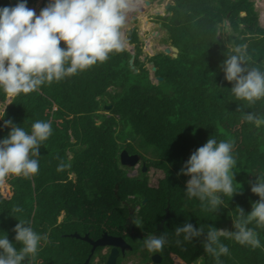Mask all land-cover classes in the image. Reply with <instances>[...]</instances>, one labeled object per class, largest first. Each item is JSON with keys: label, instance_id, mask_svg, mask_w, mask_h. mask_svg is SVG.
<instances>
[{"label": "trees", "instance_id": "obj_1", "mask_svg": "<svg viewBox=\"0 0 264 264\" xmlns=\"http://www.w3.org/2000/svg\"><path fill=\"white\" fill-rule=\"evenodd\" d=\"M182 1L185 4L180 14ZM36 2L27 0V6ZM47 2L41 0L38 9ZM16 3L0 0V7ZM168 7L172 15L164 24L170 31L179 30L171 35L172 45L181 50L176 58L161 51L140 59L143 42L132 28L127 36L134 46L133 67L129 50L114 53L103 64L45 84L36 92L11 97L5 106L0 139L11 130L3 128L7 119L29 132L37 120L50 121L52 126V135L40 147L38 173L31 178L10 176L0 182V237L7 234L19 249L13 228L22 219L30 221L38 234L48 236L38 245L35 259L29 258L26 264H67L90 244L82 237L85 233L94 239L104 231L122 233L126 212L122 207L156 213L157 217L151 218L153 224L145 227L149 234L155 231L158 219L169 213L156 233L166 235L168 243L154 254L160 260L152 258L153 264H192L200 258L201 264H264V228L255 224L249 226L257 231L260 248L242 246L222 236L220 242L228 246L229 253L218 261L203 248L209 227L234 231L229 222H233L236 208L242 207L247 214L259 200L251 192L250 181L264 177V126L257 128L242 121V112L236 111L244 105L245 112L264 116V99L248 107L231 94L232 84L220 69L229 51L225 41L216 37L217 26L223 27L224 20L230 22L237 34L231 33L228 40L234 45L246 44L250 66L264 70L262 21L252 0H175V5ZM192 19L195 31L202 35L187 40L188 35L180 30ZM144 61L152 62L160 80L152 81L142 66ZM6 97L0 90V102ZM209 138L234 142V186L240 188L232 198H224V206L217 212L206 210L195 198L188 199L189 177L178 175L191 153ZM144 147L147 157L141 154ZM61 161L70 167L57 172ZM122 166L136 168L135 174L129 175ZM17 206L23 211L12 212ZM63 209L71 213L59 219ZM107 213L112 216L107 217ZM185 223L203 226L205 234L183 241V236L176 237L175 229ZM121 236L130 243L139 245L141 241L126 232ZM177 239L181 246H177Z\"/></svg>", "mask_w": 264, "mask_h": 264}, {"label": "clouds", "instance_id": "obj_2", "mask_svg": "<svg viewBox=\"0 0 264 264\" xmlns=\"http://www.w3.org/2000/svg\"><path fill=\"white\" fill-rule=\"evenodd\" d=\"M138 4L139 0H48L39 14L27 6V0L0 7V90L8 97L36 92L45 84L74 76L98 63L103 64L111 54L123 52L126 47L124 27ZM226 47L229 54L220 66L224 79L232 84L230 92L235 99L251 107L264 99V70L250 66L246 44ZM6 107L0 119L5 116ZM236 111L242 112V121L257 128L264 126V116L245 112L244 105H239ZM3 128L11 130L0 139V182L10 176H35L39 171L40 147L52 135L51 122L37 120L29 132L7 119ZM233 148L232 141L217 142L209 138L191 153L178 173L189 177L185 190L188 199L195 198L206 210L217 212L224 206L225 197L232 198L238 193L240 188L234 186L237 183L233 169L237 161ZM67 167L70 165L61 161L56 170L62 172ZM250 185L259 200L252 203L247 214L242 207L236 208L232 216L234 231L214 227L206 231L204 251L217 261L221 255L229 253L228 246L220 242L222 236L252 249L261 247L257 231L249 225L264 228V177H256ZM105 209L109 207L101 208ZM22 211L18 206L12 209L14 213ZM132 223L142 228V223L135 218ZM13 231L21 247L17 249L7 234L0 237V264H26L29 258L34 260L38 245L48 239L47 234L34 231L28 220H18ZM204 234L203 226L196 228L192 223L175 229L176 237L183 236V241L188 242ZM87 240L92 243L95 239L87 235ZM167 243L164 234H147L143 240L149 253L163 251ZM176 244L181 246L182 241L177 239Z\"/></svg>", "mask_w": 264, "mask_h": 264}, {"label": "rangeland", "instance_id": "obj_3", "mask_svg": "<svg viewBox=\"0 0 264 264\" xmlns=\"http://www.w3.org/2000/svg\"><path fill=\"white\" fill-rule=\"evenodd\" d=\"M140 1H142V0H139V4H138L139 7L134 12L130 13L128 16L129 20L127 19V22L125 25L124 36H125V41H126L125 50L133 51V50H130V48L134 49V46H132V45L128 46L129 41H128V36H127V30H128V28H134L136 34H138V39L140 40V42L141 41L143 42V44H142L143 54L140 56V59H143L146 56L149 57V56L153 55L155 53L154 49H157V46L165 49V47L169 44V42L172 41L171 35L178 34L179 30L175 29L173 31H170L166 28V26L164 24L166 22L165 18L172 15V11L169 9L168 5L174 6L175 0H149L150 2L148 1V4H146V5L141 3ZM252 1H253L254 8L258 12V17H260V19L262 21V25L264 27V0H252ZM40 3H41V0H37V2L34 5L30 6L29 8L34 9L37 12V14H39V11L41 10V9H38ZM184 4H185V2L182 1L181 7L178 9V12L180 14L182 13V11L184 9ZM195 29H197V26L192 19L190 24L180 31H183V32H185L186 35H188L187 40H193L195 38V36L202 35L201 31H195ZM219 30H220V35L217 33L218 35L216 34V37L223 39L227 45L233 46V44L228 40V37L231 33L236 35L237 32L235 31V29L233 28L231 23L228 22L227 20H225L224 26L223 27L219 26ZM177 48H178V52L181 51L179 49V47H177ZM158 51L161 53V51H164V50H158ZM177 56H178V53H177ZM170 57L176 58V57H173L172 55ZM142 63H143L142 66H144L145 68L148 69L149 76H151L152 81L157 82V78L155 77V73L151 69L153 66L151 64V62L150 61H144ZM136 69H138L137 66H135V70ZM10 98L11 97L7 96L3 102H0V115L2 114L4 107L10 102ZM107 108H108V106H107ZM101 112L106 113V114L110 113L107 110H102ZM143 153H141L142 156L147 157L148 156V149L144 147ZM122 167L126 173L128 172V174H131V175L134 174V171L136 169V168H131L128 166H122ZM149 173H150V170L148 171V174ZM71 176H73V174H71ZM105 208H108V207H105ZM61 216L59 218H61ZM106 216L110 217L111 214L107 213ZM229 223H228L229 226L232 227L233 222L230 221ZM218 229L229 230L226 227H222V228H218ZM142 234L143 233H140V235H142ZM104 235H105V232L101 236L104 237ZM132 235H135V234L132 232ZM143 240L139 242V246L141 245L142 250L146 253L147 250L143 246ZM104 243H106V242L104 241ZM144 256H145V254H144ZM64 257H67L66 253L64 254ZM201 259L202 258H200L197 261H194L192 264H201ZM147 260H148V258H145V262Z\"/></svg>", "mask_w": 264, "mask_h": 264}, {"label": "flooded vegetation", "instance_id": "obj_4", "mask_svg": "<svg viewBox=\"0 0 264 264\" xmlns=\"http://www.w3.org/2000/svg\"><path fill=\"white\" fill-rule=\"evenodd\" d=\"M78 207H70V209H77ZM84 208H97V207H84ZM121 208V207H120ZM126 209L123 226L124 230L122 233L113 234L105 232L104 237L100 236L96 237L95 240L90 243L89 245L83 246L81 252L70 258V261L67 264H153L152 255L156 254H149L144 256V251L142 250L141 245L139 246L136 242L130 243L125 236H121L124 232L129 234L133 238L140 239L142 241L143 238L147 234H149L145 227H150L153 222L151 218L157 217V214L149 209L140 213V207H122ZM130 208H134L129 210ZM166 208V207H165ZM164 208V209H165ZM149 210V211H148ZM71 213L70 210H66L62 213V217L66 214ZM167 213V216H166ZM163 217L159 218L156 222L155 231L151 234L158 235L157 227L162 219L168 217L169 213L166 212ZM117 216H121L122 213L116 214ZM112 216V214H111ZM61 217V218H62ZM133 218L140 221L142 223V228H138L135 224L132 223ZM161 219V220H160ZM159 222V223H158ZM132 232L135 235H132ZM140 233H143L140 235ZM87 234V233H85ZM88 235V234H87ZM94 239V238H92ZM104 241L106 243H104ZM139 247L137 249L134 246ZM113 254V263H109V256ZM158 255V254H157ZM145 258L148 260L145 262ZM160 260V258H158Z\"/></svg>", "mask_w": 264, "mask_h": 264}, {"label": "water", "instance_id": "obj_5", "mask_svg": "<svg viewBox=\"0 0 264 264\" xmlns=\"http://www.w3.org/2000/svg\"><path fill=\"white\" fill-rule=\"evenodd\" d=\"M143 4H148V0H143ZM167 49V51H171V55L173 56V57H176L177 56V53H178V48L175 46V45H170V46H167L164 50H166ZM133 58H134V52H131V57H130V59H129V64H130V66L131 67H133V64H132V62H133ZM151 64H152V62H151ZM153 65V64H152ZM152 71H155V66L153 65L152 66ZM136 71V70H135ZM156 78H157V80H160L161 79V77L160 76H155ZM166 216H167V213H166ZM163 221H164V219H162L161 221H160V223L158 224V229H160L161 227H162V224H163ZM83 238H86L87 239V235H85V236H83ZM90 238H88V240H89ZM155 261H157L158 260V258H159V256L158 255H154L153 257H152ZM109 263H113V254H111L110 256H109Z\"/></svg>", "mask_w": 264, "mask_h": 264}, {"label": "crops", "instance_id": "obj_6", "mask_svg": "<svg viewBox=\"0 0 264 264\" xmlns=\"http://www.w3.org/2000/svg\"><path fill=\"white\" fill-rule=\"evenodd\" d=\"M143 1V0H142ZM142 1H140L141 3H143ZM149 1V0H148ZM150 2V1H149ZM138 7H139V5H138ZM137 7V8H138ZM224 22H225V20L223 21V26H224ZM130 29H132V28H128V31L130 30ZM216 33H218L219 35H220V30H219V24H218V26H217V31H216ZM217 34V35H218ZM137 36H138V34H137ZM232 43V42H231ZM172 43H171V41L169 42V44L167 45V46H170ZM233 44V43H232ZM234 45V44H233ZM166 46V47H167ZM165 47V48H166ZM165 53L166 54H171V51H167V49L165 50ZM61 212H59V217L62 215V213H63V211L62 210H60ZM62 217V216H61ZM60 219V218H59Z\"/></svg>", "mask_w": 264, "mask_h": 264}, {"label": "bare ground", "instance_id": "obj_7", "mask_svg": "<svg viewBox=\"0 0 264 264\" xmlns=\"http://www.w3.org/2000/svg\"><path fill=\"white\" fill-rule=\"evenodd\" d=\"M128 20H129V19H128ZM158 50H159L158 48H157V49H154V52H156V51L159 52ZM163 50H164V49H163Z\"/></svg>", "mask_w": 264, "mask_h": 264}]
</instances>
